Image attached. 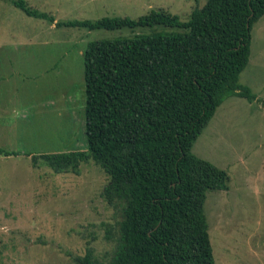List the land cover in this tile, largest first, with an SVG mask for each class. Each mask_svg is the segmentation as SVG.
Instances as JSON below:
<instances>
[{"label": "rangeland", "instance_id": "374dc122", "mask_svg": "<svg viewBox=\"0 0 264 264\" xmlns=\"http://www.w3.org/2000/svg\"><path fill=\"white\" fill-rule=\"evenodd\" d=\"M60 21L137 20L163 10L187 22L207 0H25ZM54 12V13H53ZM181 32L166 27L57 28L0 0V264H76L88 249L106 262L120 214L95 163L80 175L32 166L21 153L86 150L84 52L99 40ZM240 84L257 100H226L192 148L225 170L229 191L209 192L205 213L216 264H264V16L252 31ZM113 237V238H112ZM111 238V239H109Z\"/></svg>", "mask_w": 264, "mask_h": 264}, {"label": "trees", "instance_id": "16d2710c", "mask_svg": "<svg viewBox=\"0 0 264 264\" xmlns=\"http://www.w3.org/2000/svg\"><path fill=\"white\" fill-rule=\"evenodd\" d=\"M7 1L57 28L181 31L89 43L87 149L21 154L58 175H80L93 162L108 176L102 196L120 214L114 251L101 262L88 249L76 264H216L204 207L209 192L229 191L230 178L192 148L226 100H257L240 78L264 0H207L187 22L163 10L137 20L56 21L25 0ZM18 155L0 148V157Z\"/></svg>", "mask_w": 264, "mask_h": 264}, {"label": "crops", "instance_id": "0c3cea01", "mask_svg": "<svg viewBox=\"0 0 264 264\" xmlns=\"http://www.w3.org/2000/svg\"><path fill=\"white\" fill-rule=\"evenodd\" d=\"M92 1H93L92 3H95V2H96V0H92ZM53 13H54V12H53ZM55 18H56V17H55ZM56 21H60V20H58V19L56 18ZM244 72H245V71H244ZM244 72H243V73H244ZM243 73H242V74H243ZM240 79H241V78H240Z\"/></svg>", "mask_w": 264, "mask_h": 264}]
</instances>
